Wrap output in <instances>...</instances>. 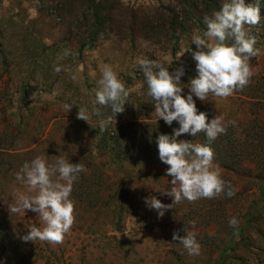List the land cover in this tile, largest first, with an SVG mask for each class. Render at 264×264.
<instances>
[{"label":"rangeland","instance_id":"obj_1","mask_svg":"<svg viewBox=\"0 0 264 264\" xmlns=\"http://www.w3.org/2000/svg\"><path fill=\"white\" fill-rule=\"evenodd\" d=\"M117 1L134 9L168 2ZM63 4L0 0V222L6 229L0 264H264V2L260 23L247 27L259 49L249 60L255 62L250 83L227 98L194 97L198 112L207 113L209 120L223 117L227 131L221 135L247 146L246 159L237 168L213 161L235 194L182 200L162 218L144 201L156 196L172 204L171 197L156 191L171 187L169 166H143L132 146L126 147L124 162L99 147L100 118L92 113L96 81L108 64L124 82L129 90L125 110L106 130L134 140L162 120L146 95L140 61H158L170 72L183 67L187 95L189 79L196 75L189 51L196 50L192 34L182 38L176 56L170 37L133 47L129 39L105 33L90 44L92 18L85 19L78 7L75 15L63 12ZM65 50L70 55L63 56ZM72 102L76 105L67 112L63 105ZM79 107L87 110L88 121L77 118ZM97 107L104 116L110 114V109ZM37 156L49 163L63 157L86 168L70 196L74 223L59 244L23 241L29 227L43 225L31 210L14 214L9 209L17 193L34 194L15 174ZM232 218L236 227L229 224ZM193 222L201 244L198 256L188 255L172 239L174 232L185 235Z\"/></svg>","mask_w":264,"mask_h":264},{"label":"clouds","instance_id":"obj_2","mask_svg":"<svg viewBox=\"0 0 264 264\" xmlns=\"http://www.w3.org/2000/svg\"><path fill=\"white\" fill-rule=\"evenodd\" d=\"M262 2L264 0H255V3L225 0L218 11L204 18L206 30L191 36V44L196 46V50L189 51L195 62L196 75L189 79L187 95L183 94L185 84L181 81L185 75L183 67L170 72L169 66L155 60L145 59L139 63L147 85L146 95L154 101L156 117L169 126L173 121L179 125L171 135L160 134L156 139L159 159L169 166L166 175L172 177L169 189L156 191L173 201L172 204H164L156 196L145 198L146 206L156 210L158 218L182 200L212 199L221 193L230 198L235 194L231 183L222 178L219 167L213 163L211 142L227 131L223 117L218 115L209 120L207 113L198 112L194 97L201 101L227 98L250 83L254 72L249 60L258 54L259 49L255 47L256 39L247 27L260 23ZM68 55L70 52L65 50L63 56ZM54 71L60 72L61 68L55 67ZM128 96L129 90L124 82L110 65L104 64L96 81L92 107V113L100 118L101 132L125 110ZM73 105L76 104L65 103L63 107L69 112ZM97 105L110 109V114L104 116ZM77 118L88 121L87 110L79 107ZM200 132L205 134L208 143L177 139L185 133L196 137ZM85 171L83 164L72 163L63 157L49 163L45 157L37 156L21 166L15 179L26 187L28 193L34 194L17 193L15 204L9 206L10 212L19 214L31 210L37 213L43 225L29 227L27 234L22 236L23 241L62 242L75 219L74 202L70 198L73 186ZM229 224L236 227L238 221L232 218ZM188 225L190 228L184 229L185 235L174 232L172 239L178 241L188 255L198 256L201 253L198 233L194 230V222Z\"/></svg>","mask_w":264,"mask_h":264},{"label":"trees","instance_id":"obj_3","mask_svg":"<svg viewBox=\"0 0 264 264\" xmlns=\"http://www.w3.org/2000/svg\"><path fill=\"white\" fill-rule=\"evenodd\" d=\"M43 1H62L63 12L75 15L78 7L80 11L83 10L82 16L85 19L92 18L93 31L89 38L90 44L105 33L116 36L119 41L129 39L133 47H137L140 43L159 42L163 38L170 37L173 43V56H176L182 38L195 31H205L204 18L218 11L225 0H168L167 4L161 2L157 5L144 4L137 9L129 6L123 8V4L121 5V2L117 0ZM262 13L264 14V9ZM254 63L249 64L254 65ZM178 127L176 121L169 126L161 120L150 130L149 127L142 130L134 140L124 137L121 133L112 134L105 130L99 133V147L109 151L118 161L124 162L129 154V151L125 149L132 146L138 153L143 166L155 165L161 162L156 144L158 135H171L173 129ZM177 139L193 143H208L203 132L198 133L196 137L185 133ZM211 147L214 151V161L225 167L237 168L246 159L247 146L239 138L219 135L211 142ZM5 236L6 229L0 222V263Z\"/></svg>","mask_w":264,"mask_h":264}]
</instances>
